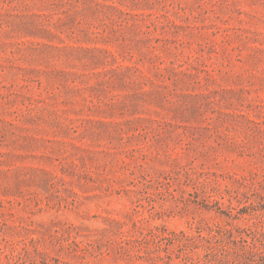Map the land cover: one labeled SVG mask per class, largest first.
Segmentation results:
<instances>
[{"label": "rangeland", "instance_id": "rangeland-1", "mask_svg": "<svg viewBox=\"0 0 264 264\" xmlns=\"http://www.w3.org/2000/svg\"><path fill=\"white\" fill-rule=\"evenodd\" d=\"M0 264H264V0H0Z\"/></svg>", "mask_w": 264, "mask_h": 264}, {"label": "trees", "instance_id": "trees-1", "mask_svg": "<svg viewBox=\"0 0 264 264\" xmlns=\"http://www.w3.org/2000/svg\"><path fill=\"white\" fill-rule=\"evenodd\" d=\"M239 213H240V211H239ZM228 217H229L230 219L234 220V218L237 217V216H236V213L234 214L233 212H229V213H228ZM252 254H256V252H255V253L252 252Z\"/></svg>", "mask_w": 264, "mask_h": 264}]
</instances>
